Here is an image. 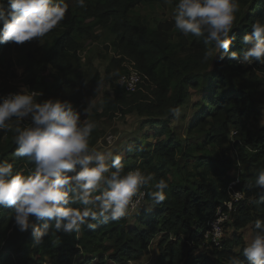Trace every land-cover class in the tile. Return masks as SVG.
<instances>
[{"label":"trees","instance_id":"16d2710c","mask_svg":"<svg viewBox=\"0 0 264 264\" xmlns=\"http://www.w3.org/2000/svg\"><path fill=\"white\" fill-rule=\"evenodd\" d=\"M62 2L68 5L64 19L22 58L24 85L39 93L37 102L50 98L71 102L81 113V120L96 123L117 112L145 114L144 123L152 126L155 140L128 147L122 163L125 172L139 168L152 174L153 185L164 179L168 185L164 189L166 199L153 207L145 196L152 210L145 213V208L139 209L132 224L125 217L95 222L94 229L84 225L79 233L71 234L50 227L40 245L33 244L31 230H18L11 208L0 207V264H129L149 252L154 241L156 264H227L225 259L232 258L249 264L243 255L247 244L238 230L250 224L256 234L259 229H255V221L264 222V197L255 186L258 172L264 170V126L254 125L260 114L255 93L258 83L264 80L255 68L264 72V62L247 67L227 57L224 61L214 57L205 61L204 53L212 47L205 43V37L185 36L174 26L178 0H85L82 8L75 0ZM145 4L168 5L173 15L169 20H152L138 10ZM6 5L9 8L8 0ZM238 5L229 37L233 41L230 51L240 53L242 38L251 34L252 24H264V0H238ZM95 27L114 34L115 54L106 74L110 67L115 74L110 78L111 90L102 94L100 110L95 108L85 115V98L101 78L91 65L83 67L78 48L84 38L97 37ZM28 42L0 44V67L6 73L14 76L9 52ZM127 59L146 75V81L132 92L117 82L129 71ZM244 71L249 72L246 81L235 74ZM17 88L7 79L0 82V91ZM191 88L197 91L198 99L192 103L196 110L187 127V136L192 138L188 141L187 136L179 137L171 127L174 114L169 109L188 103ZM193 133H199L198 137ZM13 136L12 131H0V161L13 163L14 174L19 171L27 175L34 171V162L13 155ZM99 137L96 125L89 137L90 148ZM233 149L235 154L231 153ZM132 155L138 157L133 160ZM234 164L242 170L233 187L242 190L244 198L231 213L228 226L233 228L232 237L225 235L222 247L212 249L210 255L204 249L197 252L199 247L209 249L202 231L216 208L230 198L228 186L237 176L229 173ZM70 206L79 207L75 203ZM30 219L41 227L44 224L34 217ZM235 246H239L238 251Z\"/></svg>","mask_w":264,"mask_h":264},{"label":"clouds","instance_id":"9594fccd","mask_svg":"<svg viewBox=\"0 0 264 264\" xmlns=\"http://www.w3.org/2000/svg\"><path fill=\"white\" fill-rule=\"evenodd\" d=\"M75 4L86 6L85 0H75ZM8 5L7 11L0 6V44L41 40L68 9L62 0H8ZM238 10V0H178L174 26L185 36L205 37V43L212 45L204 53L205 61L227 57L241 65L264 62V24L259 21L252 24L251 34L243 36L241 52L230 51L229 33ZM37 95L25 87L0 97V131H12L13 155L28 157L35 165L27 175L14 174L13 163L0 161V207L11 208L21 233L31 230L34 245L43 242L50 227L56 232L79 233L84 225L94 229L95 222L133 218L145 196L153 207L166 199L164 179L153 185L150 173L139 168L125 172L121 155L90 148L89 137L96 124L81 120L71 102L51 98L37 102ZM169 111L178 116L180 110ZM84 113L88 114L87 108ZM26 118L30 123L22 126ZM255 186L264 197V170L258 172ZM74 203L79 207L70 206ZM31 217L44 221L43 226ZM254 227L259 231L243 248V255L249 264H264V222L256 220ZM207 243L211 249H220ZM231 264L240 262L232 258Z\"/></svg>","mask_w":264,"mask_h":264},{"label":"rangeland","instance_id":"374dc122","mask_svg":"<svg viewBox=\"0 0 264 264\" xmlns=\"http://www.w3.org/2000/svg\"><path fill=\"white\" fill-rule=\"evenodd\" d=\"M7 0H0V6L4 8L5 11L8 10V6L6 5ZM138 10L142 15H147L150 19H161V20H169L173 15V9L166 5L160 4H145L138 7ZM94 33L98 34L97 37H86L81 41V45L78 48V54L81 57L83 62V67L91 65L92 70H96L100 75V80L95 85V90L89 94L85 100L87 103L88 113H91L93 109L99 108V103L101 102L102 94L105 90H111V80L110 78L115 74L114 69L106 74V67L108 66L111 58L114 56L115 52L113 49L112 41L114 39V34L110 32L106 28H97ZM43 39H32L21 49L11 50L8 54L9 60H11V69L14 72V76H11L10 73L5 72L4 67H0V82L4 79L9 80L10 83L15 84L18 88L24 86L23 76H24V64L22 63V58L27 49H33L39 46L42 43ZM251 65H244L247 67ZM245 68V67H244ZM248 71H244V73H236L237 77L241 80H247L249 78ZM255 73L258 76L264 77V72L255 68ZM198 99V93L194 89H190V101L188 103L183 104L179 108V115H174L171 127L176 131L177 135L181 138L187 136L188 125L191 119L192 114L196 110V107L192 105L195 100ZM255 99L258 101L257 106L260 110V114L257 119L254 121V125L257 127L264 126V80L258 83ZM146 115L138 114L136 111H131L127 114H121L120 112L115 113L111 117H102L96 121V125L100 131V137L98 138L96 144L92 147L93 149L101 152H112L114 155L118 154L122 156V159L126 157V150L128 147L135 146L140 143V145H145L146 142H154L155 138L151 136V128L152 126L145 124ZM234 130H231L229 136L232 137ZM199 133H193V136L198 137ZM112 138V143H110V139ZM192 138L187 136V140L190 141ZM233 154H235L234 149L232 150ZM137 155H132L131 159H136ZM238 164H234L232 169L230 170L231 175H237L238 172H241L242 168L237 167ZM145 213H147V209L151 208V205L148 202H145L140 209H144ZM140 212V210H139ZM140 214V213H138ZM134 218H127L130 224L135 220ZM138 223V222H137ZM239 234L242 235L244 243L248 244L251 239L254 237V233L250 227V224L242 227L238 230ZM233 228L228 226L225 229L226 237H232ZM157 237H155L156 240ZM149 252L143 255L138 260H132L129 264H156L155 259L157 257L156 254V243L155 241L151 243L149 248ZM207 251V255H210L212 249L201 248L197 250L200 252L202 250ZM239 246H235L234 250L238 251ZM196 252V251H195ZM227 264H231L230 259H225Z\"/></svg>","mask_w":264,"mask_h":264},{"label":"built area","instance_id":"2783aa9c","mask_svg":"<svg viewBox=\"0 0 264 264\" xmlns=\"http://www.w3.org/2000/svg\"><path fill=\"white\" fill-rule=\"evenodd\" d=\"M125 65H127L129 71L127 73L121 74L117 78V82L119 85L122 86L124 90L132 92L137 88L141 87V84L146 81V75L140 73L133 66L132 60L127 59ZM25 87L30 91H34L28 88L27 85H24L23 87L14 90L0 91V97L6 96L9 93L19 92L21 91L22 88ZM29 123H30V119L28 118H26L22 122L23 125H27ZM110 143H112V138L110 139ZM135 169H130V170H135ZM236 182H238V175L234 180L230 182L228 186L230 198L225 199L223 201V204L219 205L216 208L213 216L206 222L205 227L202 231V236L204 237L205 241L209 242L210 245L214 248H221L223 238L225 236V229L228 227L229 222H231L232 220L231 213L236 209V205L238 201L244 198V192L242 190L233 187V184H235ZM144 200L142 201V203L144 202ZM135 212L130 213L128 217L133 215Z\"/></svg>","mask_w":264,"mask_h":264},{"label":"bare ground","instance_id":"6f19581e","mask_svg":"<svg viewBox=\"0 0 264 264\" xmlns=\"http://www.w3.org/2000/svg\"><path fill=\"white\" fill-rule=\"evenodd\" d=\"M137 67V66H136Z\"/></svg>","mask_w":264,"mask_h":264}]
</instances>
